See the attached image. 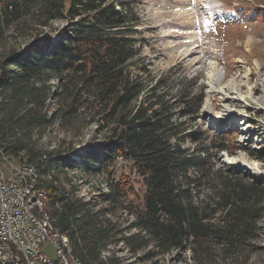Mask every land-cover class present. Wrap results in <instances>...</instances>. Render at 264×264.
I'll list each match as a JSON object with an SVG mask.
<instances>
[{"label":"trees","instance_id":"obj_1","mask_svg":"<svg viewBox=\"0 0 264 264\" xmlns=\"http://www.w3.org/2000/svg\"><path fill=\"white\" fill-rule=\"evenodd\" d=\"M217 16L239 19L222 8ZM139 23L130 0H0L1 156L36 166L54 224L82 264H129L111 250L118 244L138 260L172 251L195 264L264 259L255 243L264 179L215 167L241 147L231 132L209 137L174 121L197 117L202 96L150 83ZM88 127L99 142L78 160L70 154ZM78 169L103 176L106 193L80 196L68 178Z\"/></svg>","mask_w":264,"mask_h":264},{"label":"rangeland","instance_id":"obj_2","mask_svg":"<svg viewBox=\"0 0 264 264\" xmlns=\"http://www.w3.org/2000/svg\"><path fill=\"white\" fill-rule=\"evenodd\" d=\"M130 1L140 20L137 29L142 32L139 35L143 40L139 61L149 70L150 83L163 78L166 80L164 89H168L173 96L182 91L189 96L198 92L202 96L197 117L176 116L174 121L177 124L184 122V127L180 125V128H186V132L207 128L210 130L209 137L216 133L231 132L227 139L235 140L241 147L231 154L219 155L215 167L241 170L251 177L256 175L264 178V0ZM220 8L238 13L239 19L229 21L218 17L217 11ZM63 24L64 21L54 22L52 27H61ZM209 60H215L216 66L224 71L219 84L212 82L211 89L206 82V66ZM231 79L238 82L239 86L230 94L235 99L228 100L219 86H226ZM248 88L251 91L248 92ZM207 101L209 105L205 107ZM225 103L229 104L233 116H227L221 121V114L227 111ZM241 115L245 116L247 126L251 127L246 141L240 129L242 122H237ZM94 134L91 127L84 128L80 140L74 144V152L70 155H75L76 151L84 153L88 145L99 142L93 141ZM50 135L57 136L55 128ZM182 144L188 152L194 148L189 136ZM255 154L260 158H256ZM222 156L235 158L243 163L225 166L220 162ZM75 157L82 159L80 155ZM12 162L8 160L5 163ZM249 164H254L258 171L249 170ZM121 171L126 170L119 167V172ZM68 178L76 186L80 196L107 191L106 179L101 175H86L78 169L69 171ZM134 187L138 189L139 184L135 183ZM130 220L131 215L125 212L119 216L121 224L126 225ZM260 226L264 229V217ZM255 243L264 244V230L260 231L259 239ZM111 250L129 264H195L187 251H172L152 259L138 260L131 257L121 244L112 245ZM43 252L54 258L55 254L49 243L43 246ZM246 264H264V259L261 256L253 257Z\"/></svg>","mask_w":264,"mask_h":264},{"label":"bare ground","instance_id":"obj_3","mask_svg":"<svg viewBox=\"0 0 264 264\" xmlns=\"http://www.w3.org/2000/svg\"><path fill=\"white\" fill-rule=\"evenodd\" d=\"M216 65L217 64L215 60H209L207 62V66H206L207 67L206 69L207 70L206 71L207 81L206 82L209 84L210 89L212 87V82L219 84L220 79L224 72L222 68H219ZM238 86H239L238 82H236L234 79H231L227 83L226 86L224 87L219 86V88L221 89V91L223 90V95L225 96V99L229 100L233 98L235 99V97L230 96V94L234 93V91L236 90ZM249 91H251L250 88H248V92ZM262 93L264 94V89ZM262 97L263 95L260 96L261 99ZM208 105H209V102L207 101L205 103V107H208ZM225 107H226L225 110L227 111L221 114V117H220L222 118L221 121L227 116H233V112L229 109V104H226ZM244 117H245L244 115L239 116V118H237L239 121L237 122H242L240 129L242 130L243 139L244 141H246L248 139L247 134L251 132L250 130L251 127L247 126V122L245 121ZM239 138H240V135H239ZM240 142L242 141L240 140ZM223 153L225 152H221L219 155ZM8 160L9 159L5 158L4 156H1V153H0V189H8L7 175H9V165H12V168L15 173L27 174V166H25V163H24L26 161L19 162V163L12 162V164H6L5 162H7ZM218 160H219V157L217 161ZM220 162L225 166H227L228 164L230 165L232 163L234 164L243 163L241 161H237L235 158H229V157L223 158V156L221 157ZM30 165H32V167H36L32 163H30ZM254 166H255L254 164H249V166L247 167L249 170L251 169L252 171H258V169L254 168ZM230 168H233V167H230ZM39 174L40 173L38 172L37 168H35L34 177L32 178V184L30 188V199L32 202H39L40 204L39 214L41 217H43V222H44L45 227L49 229L51 233L53 234L52 235L51 233H42V240L45 242V244L49 243L51 246H54L52 247L54 254H55L54 258L52 259H56V261H54V264H82L81 261L74 254L73 247L71 246L68 235L61 232L54 224L53 218L49 212L50 210H48L47 208L49 197H47V193L45 190L38 187ZM254 177H256V175ZM19 204L27 205V197H19ZM19 216H27V209H19ZM0 246L3 247L4 256H9V258L14 259V264H28L27 250H25L22 244H19L17 240H11V237L9 235H0Z\"/></svg>","mask_w":264,"mask_h":264},{"label":"built area","instance_id":"obj_4","mask_svg":"<svg viewBox=\"0 0 264 264\" xmlns=\"http://www.w3.org/2000/svg\"><path fill=\"white\" fill-rule=\"evenodd\" d=\"M24 163L27 174H17L12 165H9L8 189H0V235H9L11 240L22 244L27 250L28 264H54L56 259L43 252V246L47 244L42 240V233L51 231L45 227L43 217L39 214V202H32L30 199L36 167L28 162ZM19 197H27V205H20ZM19 209H27V216H19ZM0 264H14V259L4 256L1 246Z\"/></svg>","mask_w":264,"mask_h":264}]
</instances>
